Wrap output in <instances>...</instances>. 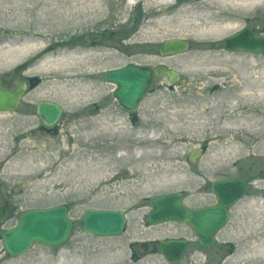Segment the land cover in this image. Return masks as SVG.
<instances>
[{
    "label": "rangeland",
    "instance_id": "obj_1",
    "mask_svg": "<svg viewBox=\"0 0 264 264\" xmlns=\"http://www.w3.org/2000/svg\"><path fill=\"white\" fill-rule=\"evenodd\" d=\"M142 1L0 0L5 9L39 3L74 17L82 9L90 12L89 19L77 18L71 27L60 22L45 27L16 25L0 17V49L23 48L19 55H25L14 66L0 67L8 88L16 83L12 71L17 66L48 45H61L44 57V67L33 65L26 73L41 78L40 86L16 112L0 114V207L11 211L0 226V264H264V57L225 50L226 38L241 29L264 35V0L241 8L235 29L219 39L185 33L163 40L155 50L140 44L144 26L157 18L147 16ZM200 2L181 1L192 8ZM96 7L102 11L99 17ZM193 12V17L201 15ZM172 39L187 41V53L161 56L163 43ZM77 48L95 55H75ZM63 57H86L88 64L76 70L72 63L66 69L59 65ZM134 64L163 65L180 78L173 85L167 78H155L131 115L112 98L115 87L103 75ZM224 89L235 96L256 94L258 125L229 122L227 128L225 114L220 118L214 111L203 113V106L218 101L236 103L231 95L222 94ZM203 92L207 101L201 99ZM41 101L57 103L64 110L52 128L37 115ZM93 106L100 111L91 114ZM140 132L145 139L141 144L134 140ZM196 150L202 156L192 163L189 156ZM144 151H155L158 157H144ZM235 178L247 181L246 195L211 247L201 246L187 225H149L152 197L182 193L189 208L211 206L216 203L212 183ZM62 205L73 221L62 247L36 245L19 258L6 253L1 235L18 224L23 212ZM91 209L125 211L124 233L107 239L85 234L82 216ZM167 239L188 241L179 262H167L160 253L158 244ZM145 242L147 250L137 248ZM136 251L141 260H132Z\"/></svg>",
    "mask_w": 264,
    "mask_h": 264
},
{
    "label": "water",
    "instance_id": "obj_2",
    "mask_svg": "<svg viewBox=\"0 0 264 264\" xmlns=\"http://www.w3.org/2000/svg\"><path fill=\"white\" fill-rule=\"evenodd\" d=\"M55 47H50L47 52ZM185 41H167L161 50L162 56H176L186 52ZM229 52L260 54L264 57V36L242 29L226 40ZM27 65L13 71L20 74ZM154 76L158 79L168 77L171 84L179 80V74L168 71L164 66L150 67L129 65L104 74L106 83L116 89L112 97L126 112L135 113L140 103L151 90ZM26 85L19 83L12 90L3 87L0 76V113H11L18 109ZM62 108L53 102L42 101L37 106V114L47 127L54 126L62 116ZM201 157V151H194L190 161L195 163ZM247 182L236 178L212 183V193L216 203L203 208H189L185 205L182 193L164 194L150 199V211L147 220L151 226L167 223L187 225L199 239L203 247H210L216 242L217 235L231 220L232 209L245 197ZM10 215L7 206L0 207V226ZM127 221L125 211L91 209L82 217L85 234L96 238H116L122 235ZM73 222L66 206L49 209H33L22 213L16 227L2 233L6 252L14 258L26 254L35 245L54 248L63 246L70 237ZM188 247L185 239H169L160 243V251L168 262L182 259Z\"/></svg>",
    "mask_w": 264,
    "mask_h": 264
},
{
    "label": "bare ground",
    "instance_id": "obj_3",
    "mask_svg": "<svg viewBox=\"0 0 264 264\" xmlns=\"http://www.w3.org/2000/svg\"><path fill=\"white\" fill-rule=\"evenodd\" d=\"M181 1L182 0L142 1L147 16H157L156 19L148 22L141 32L140 40H142L143 42L140 44L142 49H159L160 44L163 40H166L168 38H178L185 33H193V36H204L212 40L219 39L226 33H229L235 29V26L239 22L242 14L241 8H249L255 5L256 1L258 0H201L200 5L193 8L188 4H182ZM179 4L182 5L178 6ZM130 5L131 4H128V7H130ZM168 10H172V12L168 13ZM194 10H198L201 15L198 17H193L192 15H194ZM101 14L102 11L96 7L95 16L99 17V15ZM0 17L4 21L15 23L16 25L39 24L40 26L45 27L56 24V22H60L61 24L71 27L77 18L80 20L82 19L84 22L89 19L90 12L88 10L82 9L78 13V15L74 17V15H63L62 12H59L56 9H50L46 6V4L40 5L38 3L29 7H14L13 9H5V7L0 4ZM133 44L135 46L137 45L136 43ZM22 50L24 49L9 48L8 50L6 47L1 48L0 67L6 68L14 66L17 60L25 56L19 55ZM76 50L77 51L75 55H95L91 54V52H89L88 50H85L84 52H79L78 48ZM64 55L69 54L66 53ZM4 60H7V62H3ZM45 62L46 59L44 58L36 62L35 65L44 67ZM72 63L77 66V70L88 64V59L86 57L81 59H71L70 57H63L60 60L59 65L63 68L69 69L70 67L68 66ZM191 67L195 66L192 65ZM184 70L188 71V66H186ZM75 76L79 78L78 74H76ZM207 85L210 86L211 82H209ZM222 94L231 95L232 97L230 99L234 100V102L236 103L234 104L233 102H231L224 104L221 101H218V103L214 106H203V113L214 111L220 118L223 117L221 116L222 114H225L224 118L228 120V124L225 125L227 128H229L228 125L231 124L229 122H244L249 127L259 124V114L257 112L259 107L256 104V94L245 93L235 96L234 92L230 93V89H224ZM219 96L220 94L217 97ZM201 99L203 101H207V99L204 97V92L201 96ZM157 121L159 122L160 120L158 119ZM226 127L221 128V130H224ZM262 131L264 132V128H262ZM127 136H129V134ZM134 140L141 144V142L145 141L144 134L140 132L138 136L134 138ZM261 146L262 145L259 144V146L255 148V150H259ZM143 155L144 157H148L150 159H156L158 157L155 151H144ZM172 157L173 156H169V159ZM230 263H232V261Z\"/></svg>",
    "mask_w": 264,
    "mask_h": 264
},
{
    "label": "flooded vegetation",
    "instance_id": "obj_4",
    "mask_svg": "<svg viewBox=\"0 0 264 264\" xmlns=\"http://www.w3.org/2000/svg\"><path fill=\"white\" fill-rule=\"evenodd\" d=\"M38 57H36L35 59H32L30 62H28L30 65V67L23 73V74H19L18 76H15V75H12L13 76V80L16 79V83L15 85L12 87H16L19 83H24L26 85V91H25V94H24V97L22 99V101L25 99V97L35 91L39 86L40 84L42 83L41 82V78H37V77H33V76H26V73L29 71V69L31 68L32 65H34L37 61H38ZM9 81L7 80V78L5 76H3V84L6 88H8V86H6V84L8 83ZM12 88H8V89H12ZM22 101H21V104H22ZM90 110H94L95 112H99L100 109L99 107L97 106H93V108H91ZM137 248H142L144 250H147L148 249V245H146V242L143 244V245H137ZM138 252L136 251V253L134 255H132V260H141L143 258L142 255H139L137 254ZM144 253V252H143Z\"/></svg>",
    "mask_w": 264,
    "mask_h": 264
}]
</instances>
